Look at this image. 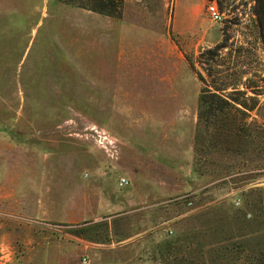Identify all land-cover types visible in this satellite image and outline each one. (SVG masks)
Listing matches in <instances>:
<instances>
[{
    "label": "rangeland",
    "instance_id": "rangeland-1",
    "mask_svg": "<svg viewBox=\"0 0 264 264\" xmlns=\"http://www.w3.org/2000/svg\"><path fill=\"white\" fill-rule=\"evenodd\" d=\"M91 5L0 0V264H228L243 237L260 264L264 174L219 186L199 113L208 90L264 128V0Z\"/></svg>",
    "mask_w": 264,
    "mask_h": 264
},
{
    "label": "trees",
    "instance_id": "trees-1",
    "mask_svg": "<svg viewBox=\"0 0 264 264\" xmlns=\"http://www.w3.org/2000/svg\"><path fill=\"white\" fill-rule=\"evenodd\" d=\"M90 1L92 5L88 7V9L112 16L120 12L118 6L123 0ZM259 14L264 15V10L260 11ZM254 107L255 106H252L250 110H253ZM245 108L244 104L236 106L219 94L211 93L208 90H203L200 96V121L203 123L205 122L206 132L208 136L213 139V142H210L208 147L213 153L219 154V173L222 174L218 179L220 181L219 186L229 183L236 184V181L237 183L241 182V186H246L253 183L259 175L264 174V166H259L257 169H254V171H251L242 168L237 169L236 165L231 164L232 161L239 160L237 158L246 155L249 151H257V156H264V128L260 126L252 128L246 124L245 120L242 118V116L247 115ZM258 170H261V172H256ZM236 218L242 223H251L247 215H244V217L242 215H237ZM100 225L110 229V223L108 222L100 223ZM95 226L96 224L93 225V227ZM243 238L244 239L239 243H234L232 247H220L219 258L223 260L228 259L230 260L228 264H232L235 250L239 252L247 250L246 246L243 245L247 242V238ZM177 243L179 244L180 241H177ZM173 244L174 242L168 247V253H171L173 250V247H171ZM208 253L214 254L216 251L210 250L203 254L202 257L206 258ZM185 258L186 257H182L181 259L186 261ZM176 259L180 260V257L177 256ZM260 264H264V256L261 258Z\"/></svg>",
    "mask_w": 264,
    "mask_h": 264
},
{
    "label": "built area",
    "instance_id": "built-area-1",
    "mask_svg": "<svg viewBox=\"0 0 264 264\" xmlns=\"http://www.w3.org/2000/svg\"><path fill=\"white\" fill-rule=\"evenodd\" d=\"M208 12L213 21L221 22L223 20V15L216 6L209 7ZM127 184H128V181L125 178L120 179L119 185L121 187H125ZM84 263L87 264V259H84Z\"/></svg>",
    "mask_w": 264,
    "mask_h": 264
}]
</instances>
